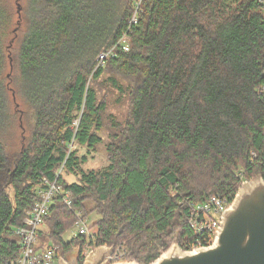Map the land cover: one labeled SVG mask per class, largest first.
Returning a JSON list of instances; mask_svg holds the SVG:
<instances>
[{"label": "trees", "instance_id": "16d2710c", "mask_svg": "<svg viewBox=\"0 0 264 264\" xmlns=\"http://www.w3.org/2000/svg\"><path fill=\"white\" fill-rule=\"evenodd\" d=\"M137 2L25 0L19 42L9 47L13 12L0 0V264H16L14 228L42 178L54 180L59 169L73 207L56 196L39 237L59 244L64 257L77 249L78 264L88 243L113 245V254L140 264L176 238L187 250L206 236L190 226L193 202L217 193L232 201L241 169L246 178L264 177V4L141 0L131 24ZM126 32L130 49L118 46L105 63L128 83L130 108L123 123L113 122L107 163L87 169L104 140L106 102L95 82L106 65L98 57ZM108 78L124 91L116 75ZM11 93L29 127L20 143ZM75 209L100 214L90 225L94 240L64 239Z\"/></svg>", "mask_w": 264, "mask_h": 264}, {"label": "water", "instance_id": "95a60500", "mask_svg": "<svg viewBox=\"0 0 264 264\" xmlns=\"http://www.w3.org/2000/svg\"><path fill=\"white\" fill-rule=\"evenodd\" d=\"M113 251V245H98L83 264H109ZM69 253L74 254L62 257L60 264H78L77 249ZM117 264L140 263L131 259ZM148 264H264V177L254 176L238 189L212 244L186 250L176 238Z\"/></svg>", "mask_w": 264, "mask_h": 264}, {"label": "built area", "instance_id": "2783aa9c", "mask_svg": "<svg viewBox=\"0 0 264 264\" xmlns=\"http://www.w3.org/2000/svg\"><path fill=\"white\" fill-rule=\"evenodd\" d=\"M260 1L264 4V0ZM140 2L141 0L136 4L135 12L130 19L131 24H136L138 22L137 10L140 8ZM118 46L125 51L130 49V37L128 32L123 34L112 47L99 54L98 64H104L107 58L114 56ZM252 154L253 156L256 155L254 151ZM243 171L244 170L241 169L239 172L241 184L247 179ZM60 172L61 169L58 171L54 180L42 178V184L37 187L35 191V201L32 207L24 216L22 224L14 228V232L18 236L20 244V255L16 264H60V260L63 257L60 252V245L51 242H46L43 245L39 237V229L56 196H61L62 201L68 207H73L72 192L66 190L64 185L60 182ZM231 202L232 201L226 196L217 193L204 201L192 203L189 217L190 226L198 234L205 232L206 236H204L202 240L198 239L197 242L187 244V250L207 246L215 241L223 215L230 207ZM74 215L76 216V222L73 226V228L76 229L74 236L83 234L88 241H90V239L94 240L95 234L93 230L90 229L88 217H86L85 212L82 209H75ZM91 247L92 245L88 243L83 255L87 256V252H89ZM113 255L114 254L111 255L110 259ZM114 256L116 259L123 258L121 252H116Z\"/></svg>", "mask_w": 264, "mask_h": 264}, {"label": "rangeland", "instance_id": "374dc122", "mask_svg": "<svg viewBox=\"0 0 264 264\" xmlns=\"http://www.w3.org/2000/svg\"><path fill=\"white\" fill-rule=\"evenodd\" d=\"M3 1L13 12L12 23L9 24V26H8V32H7V35L4 37L3 42H4L5 46L8 44L9 47H12L13 45L16 46L18 44L19 36H20L19 34H20L21 29L23 28V23L19 22V20H18V14H19V18H20V14L22 11V10L18 11V3H20L21 6H23L25 3V0H3ZM138 2H139V0H138ZM14 12H16V16L14 15ZM17 20H18V22H17ZM104 65H106V68H105L106 70H105L104 75L101 78H99L98 81L95 82V87L97 88L99 99L106 102V110L103 113V119H104L105 127L102 131L99 132L100 135L104 138V140L96 146L95 151H92L90 154H88L89 160H88L87 164H85V167L87 169L88 168L99 169L100 167H102L104 164L107 163L106 143L109 141L110 134L112 133V130L114 129L113 122L117 121L119 123H123L125 121L127 115H128V111L130 108V88L128 86V83L122 77V74L118 73L119 71H117L114 67L106 64L105 62H104ZM7 70L9 71V68H7ZM111 74L116 75V77L120 79V82L125 87L124 91H121L117 86H114L112 84V82L108 78ZM10 100H11L10 101L11 113H14V111H15V115L17 118V122L15 121L14 124L17 127V140L20 143V140L22 138V134L24 132L27 133L28 128H29L27 120L25 119L23 121V123L21 120L22 116H23L21 114V112L25 108L23 107V105L20 104V102H21L20 98L19 97L18 98L13 97L12 93L10 96ZM15 125L12 124L11 127L14 128ZM6 136L10 137L9 134H7ZM73 147H74L73 143H71L70 148H73ZM86 152H87L86 147L80 148V154H84ZM255 176H257V175H255ZM66 177L69 181H72L75 179V176L72 174H67ZM253 177L245 179V181L243 183L250 181ZM242 184H241V186H242ZM93 205L94 204L91 203V206H90L91 209H92ZM99 216H100V214H98L96 210H91L89 213V216H88L89 224L94 225V223L97 221ZM90 229L94 231L96 229V227L93 226V228L90 227ZM75 232H76V229L72 227L63 235L64 239L70 240L75 235ZM104 245H106V244H104ZM96 247L97 246L93 245L89 249V252H87V255L90 253V251L94 250ZM73 254H70V255H73ZM82 255H83V253H82ZM114 255H115V253H114ZM114 255L111 259H109V264H117V263H122V262L129 260V259H123V258L122 259H120V258L116 259V257ZM83 256H84V260H83V263H84L86 256L85 255H83ZM69 258H71V256H69ZM77 263H78V259H77Z\"/></svg>", "mask_w": 264, "mask_h": 264}, {"label": "flooded vegetation", "instance_id": "af4514ba", "mask_svg": "<svg viewBox=\"0 0 264 264\" xmlns=\"http://www.w3.org/2000/svg\"><path fill=\"white\" fill-rule=\"evenodd\" d=\"M70 254H71V253H69V252L67 253L68 256H72V255H70Z\"/></svg>", "mask_w": 264, "mask_h": 264}]
</instances>
